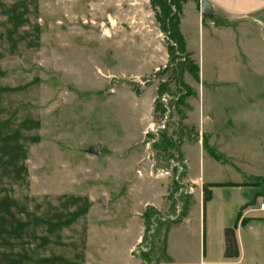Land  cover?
<instances>
[{
  "label": "rangeland",
  "instance_id": "374dc122",
  "mask_svg": "<svg viewBox=\"0 0 264 264\" xmlns=\"http://www.w3.org/2000/svg\"><path fill=\"white\" fill-rule=\"evenodd\" d=\"M194 4L183 6L182 33L199 82L184 72L193 94L175 110L150 0H0V264H157L167 247L193 264H264V220L239 221L243 262L219 252L224 227L242 206L258 208L255 182L264 185V14L222 22ZM160 84L170 96L166 135L188 141L182 179L224 184L206 219L196 203L181 226L184 196L163 195L159 213L144 207L171 180L150 177L145 160ZM187 114L201 115L217 158L195 142ZM167 151L153 149L156 167L183 161Z\"/></svg>",
  "mask_w": 264,
  "mask_h": 264
},
{
  "label": "crops",
  "instance_id": "0c3cea01",
  "mask_svg": "<svg viewBox=\"0 0 264 264\" xmlns=\"http://www.w3.org/2000/svg\"><path fill=\"white\" fill-rule=\"evenodd\" d=\"M200 1L201 0H199V4H200ZM206 1L210 4V6L212 7V9L214 11V17L213 18H216L222 22L234 21V20H238V19H242V18H246V17H251V16L258 18L259 15L264 14V0H206ZM194 3L195 2L188 1L183 6L191 5L192 8L194 9L195 5H196ZM183 9H184V7H183ZM200 22L202 23V20H199L198 23H200ZM183 24H184V18H183V10H182V16L180 19V32H181L182 36H183V33H182ZM221 28H224V27H221ZM212 29L214 30V33L216 35H220L219 34L220 30H218L219 27H213ZM183 38H184V36H183ZM185 44H186V42H185ZM186 48H187V44H186ZM186 117H187V119L184 120L185 124L190 122V119L193 120V118L190 116V114H187ZM193 125H195L194 131L197 134V137H196L197 140L195 142L198 143V145L201 147V150L203 151V149H204L203 148V142H206L207 145L209 147H211V145H210L211 143L208 142V139L205 136L207 134V132L205 131V128H204V125L202 123V119H201L200 114L198 115V119L196 121H194ZM187 143H188V141H183L181 143L180 152H179V154L181 155V158L183 159V161L185 162L186 165H187V159H186V155L184 153V146ZM136 172L137 173L141 172V170L137 169ZM137 177L141 178L142 174H141V176L137 175ZM259 178H261V177H257V179H259ZM184 180L186 181L187 184L194 186L192 193L178 194L177 185L174 182H172V180L167 179L163 182V184H160V185L166 186V188L163 189V192L161 194H159L156 198H153L151 200L148 199V201L145 203L144 207H151L159 213L160 209L163 206V204H162L163 203V200H162L163 195L164 196L169 195V196H171V198H178L180 195H182V196H184V199L182 201V205H184L186 207V213L184 215L185 216L184 221L179 220V221H176V223H175V221H173V224H176L178 226L185 225L187 223V221H189L188 216L190 213V209L193 205H196V203H198L199 206H202L203 215H205V219H206V208H207L208 204H210L212 202L215 189L218 188L219 186L211 188V198L209 201H207L205 204H203L202 186L204 184H209V183L203 181L202 177H200L198 180L188 179L187 173L184 177ZM260 180H258L259 183L255 182V184H259V186H257L258 191L256 193L257 195H259V197H256L255 200H260L264 197V185L263 184L260 185V183H262V182H260ZM212 183H216V182H212ZM220 184H222V183H220ZM171 185H172V188L170 190ZM196 189L198 190V192L196 191ZM169 203L171 205L170 201H169ZM170 205H168L166 207V210L169 208H172L173 205H171V206ZM241 208H243L241 210V219L245 218V219L249 220L246 223V225H244V227H246V226L250 227L254 224H258L259 221L264 220V216L255 215L257 213H260L261 211H258L257 209L246 208L245 206H242ZM252 213H254V214H252ZM225 228H228V227H224V229ZM236 228H237V226H236ZM124 232H126V231H124ZM235 237H236V242H237V246H238V250H239V255L237 258H234V259H224L223 258V260L226 262H232V261L243 262V260H244L243 255H242L241 245H240L238 234H237V229H235ZM134 238H135V241L141 242L143 239V236L140 235V233H138V235H136V237L134 235L133 239ZM164 243H165V241H164ZM219 252H220V254H222V257H223L224 238L222 241V248L220 249ZM211 253H212V251H209L207 249V246L205 243V246L203 247L202 257H204V258L210 257L211 258V255H212ZM199 258H200V263H202L203 259L201 261V254H200ZM156 260H157L156 261L157 264L159 262H164L166 264H177V262H178V264H193L192 257H190L187 253H185V252L182 253V255H180L177 259V257L173 256L170 252H168V247L166 249H163L162 255H160V257L158 256L156 258ZM206 262L212 263V261H210V259H208V261H206Z\"/></svg>",
  "mask_w": 264,
  "mask_h": 264
},
{
  "label": "trees",
  "instance_id": "16d2710c",
  "mask_svg": "<svg viewBox=\"0 0 264 264\" xmlns=\"http://www.w3.org/2000/svg\"><path fill=\"white\" fill-rule=\"evenodd\" d=\"M188 1L199 4V0H150L152 7L159 10V13H156V19L159 22L161 31L167 40V52L169 60L168 65L163 71H171L177 86V99L174 101L175 110H178V108L183 106L185 100L193 94V91L183 82L184 72L190 74L195 82H199V67L195 64L194 60L191 58V54L187 51L185 40L180 32V19L182 16L183 5ZM167 90V84H160L157 88V97L159 98L161 95L165 94ZM154 109V111L162 110V107L159 105L158 101H155ZM179 138L181 137L179 136ZM169 139L170 138L166 135V132H162L159 135V141L154 144V148L165 155H169L167 149L170 147H175V151L180 152L179 147L181 143L173 145ZM203 148L206 149L211 156L217 158L214 149L209 147L206 142H203ZM169 156L171 157V155ZM222 185L224 184H204L202 186L203 204L210 200L211 188ZM242 209L243 208H241L237 213L234 225L232 227L225 228L223 231L224 259H234L239 255L235 237V229L239 221L241 225H246V223L249 221L245 218L241 219ZM146 215H148V213Z\"/></svg>",
  "mask_w": 264,
  "mask_h": 264
},
{
  "label": "built area",
  "instance_id": "2783aa9c",
  "mask_svg": "<svg viewBox=\"0 0 264 264\" xmlns=\"http://www.w3.org/2000/svg\"><path fill=\"white\" fill-rule=\"evenodd\" d=\"M169 102L170 96L168 94H163L158 98V103L162 107V110L159 111L158 119L149 122L144 131V135H147L149 138L145 145V160L148 161V175L154 178H171L177 185L178 194H188L193 192L194 186L187 184L186 181L182 179L186 171L184 161L177 158H170L167 160L164 167H156L153 158L155 155L152 152L154 144L158 141L159 135L167 130L168 124L171 121V108ZM138 174H140V172H138ZM257 210L264 212V197L259 201Z\"/></svg>",
  "mask_w": 264,
  "mask_h": 264
},
{
  "label": "water",
  "instance_id": "95a60500",
  "mask_svg": "<svg viewBox=\"0 0 264 264\" xmlns=\"http://www.w3.org/2000/svg\"><path fill=\"white\" fill-rule=\"evenodd\" d=\"M200 14L204 18H212L214 16V11L210 4L206 0L200 1ZM99 147H95L92 149L93 153H96L98 151Z\"/></svg>",
  "mask_w": 264,
  "mask_h": 264
}]
</instances>
